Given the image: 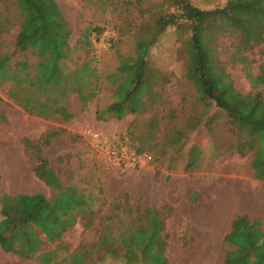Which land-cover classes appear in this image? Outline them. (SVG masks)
<instances>
[{
  "label": "rangeland",
  "instance_id": "374dc122",
  "mask_svg": "<svg viewBox=\"0 0 264 264\" xmlns=\"http://www.w3.org/2000/svg\"><path fill=\"white\" fill-rule=\"evenodd\" d=\"M231 1L190 0L202 9L223 7ZM56 2L72 29L69 43L73 50L64 62L66 68H74L87 54L94 56L101 90L98 100L91 101L86 109H81L76 95H69L64 103L73 117L63 121L29 115L0 89V195L42 193L50 198L70 192L66 187L72 185L77 191L86 192L89 201L95 199L90 204L93 213L85 218L79 216L60 238H49L31 259L0 250V264H44L68 256L76 249L92 253L83 264H122L113 256L96 262L93 246L105 230L118 236L144 222L142 210L153 207L143 199L140 186L145 183L151 185L153 192L156 186H161L169 194L161 208L168 234L165 248L168 264H224L222 240L237 215L261 219L259 230L253 232L255 242L264 245V181L254 178L250 153L229 152L235 135L229 131L226 118L212 103L206 104L187 79V30L167 27L150 49L148 65L158 73L149 80L152 91L146 111L120 120L103 121L95 117L97 104L105 106L112 98L114 85L105 76L116 70L118 55L134 54L135 32L150 28L165 6L154 5L164 0ZM0 18L9 27V32L0 37V44L5 50H12L20 16L10 0H0ZM87 28L100 32L91 31L90 45L84 49L77 41ZM231 42L225 40L227 45ZM17 57L28 60L29 74L33 77L34 55L25 53ZM248 57L252 60L253 74L258 73L264 64V42L249 52ZM225 58L221 56L236 89L242 93L254 91L241 65L230 64ZM256 89L264 98V85ZM212 115H215L214 132L210 133L205 122ZM153 119L156 120L154 131ZM191 123H198V127L187 131L179 145L173 144L175 132ZM50 132L56 134L49 136ZM104 139L112 146L124 143L129 151L142 147L151 158L141 167L119 166L102 149ZM193 146L200 152L196 166L190 169L187 161ZM37 155L48 159L55 172L56 186L51 187L34 176L27 158ZM124 193L127 195L123 196ZM112 201L118 202L113 208ZM200 216H204L206 223ZM215 217H221L222 228L218 232L213 230V224H208ZM209 232L214 235L208 246L213 253L207 255L203 253L205 242L200 234ZM61 247L66 249L58 250ZM122 252L119 250V254ZM125 264L139 263L126 261Z\"/></svg>",
  "mask_w": 264,
  "mask_h": 264
},
{
  "label": "trees",
  "instance_id": "16d2710c",
  "mask_svg": "<svg viewBox=\"0 0 264 264\" xmlns=\"http://www.w3.org/2000/svg\"><path fill=\"white\" fill-rule=\"evenodd\" d=\"M10 5L18 12L20 21L13 49L5 50L0 44V89L29 115L70 120L73 114L64 103L69 95H76L81 109L98 100L101 84L94 56L87 54L74 68H66L64 62L69 60L73 50L69 43L72 29L56 0H10ZM159 5L164 6V11L150 28L135 32L134 54L118 55L116 70L105 76L114 85L112 98L105 106L97 104L96 119L120 120L129 114L146 111L152 91L149 80L158 73L148 65L150 49L167 27L183 28L189 32L187 79L206 104L212 103L226 118L229 131L235 135L229 152L250 153L253 176L264 181V98L256 89L264 85V64L253 74L252 60L248 57L249 52L264 42V0H232L223 7L212 9L199 8L190 0H164L154 6ZM6 24L0 18V37L9 32ZM92 30L100 32L95 28L83 30L77 41L80 47L85 49L90 45ZM225 40L232 42L227 45ZM25 53L36 58L33 77L29 74L28 60L17 57ZM222 55L228 63L241 65L254 91L242 93L236 89ZM214 116L205 122L210 133L214 132ZM197 124L180 128L173 135L172 143L179 145L185 133L197 128ZM151 129H156L155 119ZM55 134L50 132L49 136ZM135 151L147 153L142 147ZM199 152L197 146L191 148L187 161L190 169L196 166ZM27 159L36 178L51 187L57 185L55 172L46 157L37 155ZM66 190L70 192L50 198L42 193L0 195V250L31 259L49 238H60L79 216L85 218L93 213L90 204L95 199L89 201L86 192L77 191L72 185ZM117 203L112 201L111 208ZM141 213L144 222L132 230L118 236L105 230L99 236L93 246L96 262L113 256L122 264L126 261L168 264L165 255L168 234L163 210L147 206ZM260 223L259 218L245 214L233 219L230 232L222 240L224 264H264V245L255 242L253 232L259 230ZM121 249L123 252L119 254ZM100 251L103 252L99 254ZM88 257H92L91 252L76 249L68 256L44 264H64L66 261L83 264Z\"/></svg>",
  "mask_w": 264,
  "mask_h": 264
},
{
  "label": "crops",
  "instance_id": "0c3cea01",
  "mask_svg": "<svg viewBox=\"0 0 264 264\" xmlns=\"http://www.w3.org/2000/svg\"><path fill=\"white\" fill-rule=\"evenodd\" d=\"M140 187H141L140 189L142 192L143 199L147 203V205L153 206L157 209H161L166 205L168 198H169V194H166V192L162 189L161 186H156L154 188V192L152 191L153 189L151 188V185L148 183H145V184L141 185ZM201 208L199 210V213H201V215H203V212H201V210H202ZM254 208H255V206H254ZM200 218L203 219L202 221H205L204 216H200ZM220 219H221V217H215L212 219L211 223H210V221H208V224H213V226H214L213 230H216L217 232L219 230H221V228H222V225L220 226ZM205 223H206V221H205ZM200 237L203 239V242H205V249L206 250L203 253L207 254V255L212 254L213 251H212V249H208V246L213 241L212 238L214 237V235L211 234L210 232L208 234L201 233Z\"/></svg>",
  "mask_w": 264,
  "mask_h": 264
},
{
  "label": "built area",
  "instance_id": "2783aa9c",
  "mask_svg": "<svg viewBox=\"0 0 264 264\" xmlns=\"http://www.w3.org/2000/svg\"><path fill=\"white\" fill-rule=\"evenodd\" d=\"M101 147L116 164L126 168L141 167L144 162L151 158L146 153H137L135 150L129 151L128 146L124 143L112 146L107 139L102 140Z\"/></svg>",
  "mask_w": 264,
  "mask_h": 264
}]
</instances>
